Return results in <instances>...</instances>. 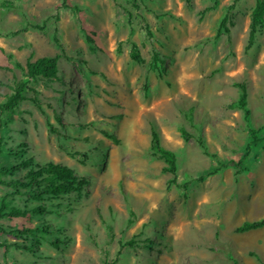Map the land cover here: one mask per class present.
Segmentation results:
<instances>
[{
	"label": "rangeland",
	"instance_id": "1",
	"mask_svg": "<svg viewBox=\"0 0 264 264\" xmlns=\"http://www.w3.org/2000/svg\"><path fill=\"white\" fill-rule=\"evenodd\" d=\"M4 2L0 103L21 78L14 63L24 65L30 55L59 59L57 78L34 86L41 108L25 101L4 119L0 166L54 161L88 184L42 202L0 186V200L11 206L43 203L49 211L0 220L7 233L30 230L18 238L0 233V245H8L5 256L0 247V264H103L104 252L115 264L264 263V227L234 231L264 216V29L246 50L254 0L237 2L228 33L217 38L232 0H66L67 8L61 0ZM43 22L42 30L32 27ZM128 41L141 62L131 60ZM237 84L246 87L249 124L236 107ZM180 129L194 138L184 141ZM250 129L261 143L243 159ZM153 130L176 156L178 183L218 162L243 159L245 171L230 165L186 189L167 186L171 176L150 152ZM130 239L135 244L117 256L119 243Z\"/></svg>",
	"mask_w": 264,
	"mask_h": 264
},
{
	"label": "trees",
	"instance_id": "2",
	"mask_svg": "<svg viewBox=\"0 0 264 264\" xmlns=\"http://www.w3.org/2000/svg\"><path fill=\"white\" fill-rule=\"evenodd\" d=\"M133 1V0H132ZM239 0H232V3L227 7L225 15L219 22V27L216 31L215 38H217L221 30L228 33V29L225 27V23L228 19V14L231 13L237 2ZM186 3L189 4L190 0H185ZM8 3L4 2V4H0L2 7H7ZM61 7L67 8L66 0H61ZM205 11L202 12V14ZM41 26L33 25L34 29L42 30L43 25ZM260 29H264V0H254V5L251 10L250 15V24H249V32H248V41L246 50L249 49L255 39L256 33ZM57 30H54V34ZM54 40L56 37L54 35ZM86 43L89 45L90 50H94L93 41L91 38L86 35L85 36ZM130 58L134 62H141V58L138 54L137 46L135 43L130 42ZM121 43L117 46V51L120 52ZM59 59V55H55L53 57H38L32 60V56L25 61L24 65L16 62L14 66L20 70L21 78L19 81L14 83L12 86H9L10 93L5 97V99L0 103V155L2 154V148L5 145L2 131L7 130L8 122L4 120L6 117L15 115L19 106L25 101H31L38 109H40V104L36 99L34 86L41 80H53L57 78L58 66L57 62ZM239 91V97L236 102V107L239 108L243 112V118L246 124H249L250 112L247 108L246 103V87L244 84H237L236 86ZM27 94H32V97H27ZM60 122L59 119H57ZM49 131L51 133H55V129L49 125ZM180 136L184 141H189L194 138L192 135L186 133L183 129H180ZM252 141L246 146L245 153L243 159L248 156L251 152L252 148L256 147L261 143V139L257 137L258 130L250 129L249 130ZM109 139L115 141L113 136H108ZM196 143L202 149L205 155H209L207 153V149L203 143V139L201 137L195 138ZM25 144H21L20 148H25ZM7 152L11 156H21L25 154L23 151H14L12 149H8ZM150 152L154 157H158L161 159L165 167L162 169V172L167 173L171 176L166 183L167 186L174 185L178 189H186L191 181H201L205 177L214 175L221 169H226L228 166L233 165L234 168H237V172L245 171L242 168L243 159L239 160L237 163H233V161L227 163H219L218 167L212 168L206 175L200 176L191 181L179 182L176 179V156L173 152L168 151L161 147L158 134L153 130L151 132V140H150ZM74 155V154H73ZM212 159H216L215 155H209ZM24 170V175L20 178H13L19 171ZM88 184V181L83 178L77 176L72 169L69 167L62 165L60 163L54 161H48L44 164H33L30 159H25L20 162L11 163L8 166H0V186L7 187L12 190V193L9 196H26V200L42 202L49 201L53 199H58L61 196L69 195L72 193H79L83 190V188ZM45 213H49L46 210V207L43 203L37 204L31 208L24 206L22 209L11 206L9 202L6 200V197H2L0 200V220L3 219H19L24 218L28 214L42 216ZM131 221H128L130 224ZM264 227V216L260 220L251 221V222H243L241 225L235 228L236 233H245L251 230H257ZM30 230H16L11 232H6L3 227L0 225V233L3 234H13L16 238L22 236L26 232ZM135 244L133 239H130L124 243H119V250L117 252V256L120 255L121 251L126 247H132ZM14 247H19L14 244ZM0 247L4 248V256L6 255V250L8 245H0ZM28 250V249H26ZM103 264H115L116 260L107 261V253L104 252ZM264 264V263H262Z\"/></svg>",
	"mask_w": 264,
	"mask_h": 264
},
{
	"label": "bare ground",
	"instance_id": "3",
	"mask_svg": "<svg viewBox=\"0 0 264 264\" xmlns=\"http://www.w3.org/2000/svg\"><path fill=\"white\" fill-rule=\"evenodd\" d=\"M251 244V243H250ZM252 244H254L253 242H252Z\"/></svg>",
	"mask_w": 264,
	"mask_h": 264
}]
</instances>
